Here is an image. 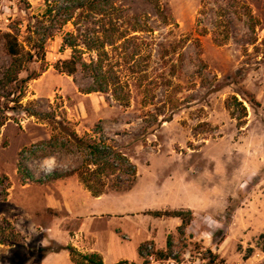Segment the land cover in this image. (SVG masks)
Masks as SVG:
<instances>
[{
    "label": "rangeland",
    "instance_id": "1",
    "mask_svg": "<svg viewBox=\"0 0 264 264\" xmlns=\"http://www.w3.org/2000/svg\"><path fill=\"white\" fill-rule=\"evenodd\" d=\"M66 1L0 0V264H42L62 250L49 230L68 215L49 208L63 201L52 176L81 157L49 115L79 138L100 125L136 166L132 202L114 205L196 203L183 235L147 218L127 236L108 233V263L144 264L139 247L157 225L167 230L154 249L166 251L172 236L180 261L150 264H207L208 251L223 264H264V0H82L46 39L48 5ZM70 32L89 65L73 77L54 69L73 54L63 47ZM6 33L23 47L17 58L6 53ZM106 83V93L92 91ZM68 180L75 191L77 177L59 181Z\"/></svg>",
    "mask_w": 264,
    "mask_h": 264
},
{
    "label": "trees",
    "instance_id": "2",
    "mask_svg": "<svg viewBox=\"0 0 264 264\" xmlns=\"http://www.w3.org/2000/svg\"><path fill=\"white\" fill-rule=\"evenodd\" d=\"M84 5L85 4L82 0H67L63 6L58 8H53L48 5L45 15L52 23V30L44 35L46 36V39L54 37L56 34L55 32L66 27L75 18L77 11L83 10ZM3 39L4 47L9 57L17 58L22 54L23 47L16 35L6 33L3 35ZM43 41L44 40H42V42ZM63 47L71 49L73 54L70 58L55 63L54 69L59 74L73 77L79 72V69L86 72L89 71V65L84 63L82 58L77 56L79 54V47L77 45V37L73 32L65 34L63 38ZM40 50L43 51L42 45L40 46ZM40 60H44L43 52ZM91 64L96 68L97 74H102V68L99 62H92ZM92 78L94 84H98L100 77L94 75ZM29 80H33V78L28 77L22 82L25 83ZM107 84L108 83H106L105 87L100 85L96 89H92V91L106 93L109 88ZM233 100L238 106L242 107L244 111L246 110L242 103L238 102L236 98ZM49 116L48 120H50L55 126V130L58 131V134L66 136L67 139L65 140H67V144L72 146L76 153L81 157V163L78 168L62 175L55 174L52 176L53 181L64 180L76 176L83 187L95 198L108 193L126 194L132 191L138 180L137 168L127 155L115 147L111 143L112 140L104 135V131L100 125L95 126L92 135L86 134L85 138H79L72 129V124L69 121L64 119L57 120L53 115ZM53 137V140L58 138V136ZM144 215L150 216L154 219H179L181 221V224L177 229L179 235L184 234L186 228L191 225L193 219L192 212L184 209L171 211H147ZM166 246V251L155 250L153 242H147L139 247V254L140 257L144 259V264H150L151 259H153L154 262L171 260H177V262H179L180 258H173L172 236L168 237ZM61 249L69 252L74 264H104L102 258L97 254L83 255L78 253L72 247ZM251 252L252 251L250 250L249 255ZM208 256L209 259L207 264H223L222 261L218 262V257L213 255L211 251H208Z\"/></svg>",
    "mask_w": 264,
    "mask_h": 264
},
{
    "label": "crops",
    "instance_id": "3",
    "mask_svg": "<svg viewBox=\"0 0 264 264\" xmlns=\"http://www.w3.org/2000/svg\"><path fill=\"white\" fill-rule=\"evenodd\" d=\"M79 181V180H78ZM77 181V182H78ZM68 181H57L55 187L60 189L63 201H52L49 208L55 211H65L67 213V219L58 220L55 219L51 223V229L49 230L50 238L55 240L59 244L60 248L72 247L78 253L83 255L97 254L99 255L104 264H110L106 261L103 250L104 247L112 243V239L107 236L110 233L113 238L117 235H125V230L136 228V224L139 222L140 218L150 219L152 222L157 224L166 223L173 228L180 226L181 221L176 218L169 219H154L150 216L144 215L147 211H166V210H192L193 203L186 202L179 207L166 206L165 208L150 209L149 207L143 208H121L120 204L114 205L113 202H132V197L137 192L139 185H136L126 194H106L101 197H93L79 182L75 187V191H72L67 187ZM128 206H130L128 204ZM78 223L74 228H66L62 226L69 222ZM116 223V224H114ZM165 232L167 228L155 226L147 229L148 238L147 242H153L154 244L158 242L160 238L159 231ZM163 234V233H162ZM166 234H170L167 231ZM129 241V238L128 240ZM143 242L144 245L147 242ZM111 246V245H110ZM109 247V246H108ZM163 250V249H161ZM119 262H128L122 259H117L111 264H117ZM130 263V262H129ZM42 264H74L71 260L68 251L60 250L59 253L51 254L44 258Z\"/></svg>",
    "mask_w": 264,
    "mask_h": 264
},
{
    "label": "clouds",
    "instance_id": "4",
    "mask_svg": "<svg viewBox=\"0 0 264 264\" xmlns=\"http://www.w3.org/2000/svg\"><path fill=\"white\" fill-rule=\"evenodd\" d=\"M213 223H214V221H213Z\"/></svg>",
    "mask_w": 264,
    "mask_h": 264
}]
</instances>
